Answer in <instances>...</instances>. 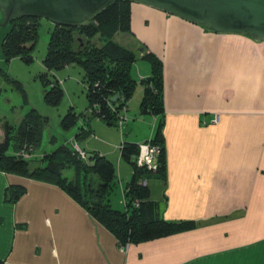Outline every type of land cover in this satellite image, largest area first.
<instances>
[{
    "label": "crops",
    "instance_id": "0c3cea01",
    "mask_svg": "<svg viewBox=\"0 0 264 264\" xmlns=\"http://www.w3.org/2000/svg\"><path fill=\"white\" fill-rule=\"evenodd\" d=\"M143 5L191 25L198 39L188 47L193 57L166 59L134 40L133 29L132 36L121 33L138 56L153 51L163 61L167 173L146 180L157 213L191 225L123 248L58 185L0 170L3 264H264V40ZM119 140L95 151L128 175ZM13 184L26 191L9 202L5 191Z\"/></svg>",
    "mask_w": 264,
    "mask_h": 264
},
{
    "label": "trees",
    "instance_id": "16d2710c",
    "mask_svg": "<svg viewBox=\"0 0 264 264\" xmlns=\"http://www.w3.org/2000/svg\"><path fill=\"white\" fill-rule=\"evenodd\" d=\"M131 2L116 0L84 25L56 23L43 58L49 70L60 69L70 63L80 64L85 72L90 110L109 124H117L121 108L124 105L129 107L128 100L135 94L139 83L143 85L141 109L158 117L154 135L148 141L158 144L161 150L158 166L151 170L137 164L135 156L139 153V143L125 140L120 145L121 155L133 166L132 178L123 189L125 209L116 208L111 202L110 196L117 184L118 172L116 164L105 154L85 150L87 156L82 157L75 150V142L72 146L66 142L44 152L39 161L32 164L31 152L26 156L22 151L26 147L33 148L39 142L41 125L49 121L36 109L26 113L18 125L5 120L2 124L3 138L0 139L1 171L58 185L109 229L121 244L155 239L174 233L182 226L191 225L190 221H174L159 215L158 203L151 199L150 185L141 183L143 179L146 180L142 178L146 172H156L161 177L167 173L164 66L162 59L153 51H144L138 56L134 48L116 39L118 33H132ZM40 18L21 16L9 21L1 42V52L7 62L18 54L26 61L32 60L30 49L34 47L38 36ZM138 58L148 59L151 63L149 74L140 80L132 74L133 64ZM0 70L6 71V66L0 63ZM42 74L44 76L47 72ZM51 82L52 90L46 93V100L57 104L62 88L58 81ZM121 90L122 97L116 102L112 101V96ZM77 118L76 112L70 108L62 119L63 127L74 126ZM83 131H86L85 128L77 135L83 134ZM11 145H14L12 152L9 151ZM69 168L73 169V176L66 174ZM25 191L22 185H9L5 198L9 202H16ZM136 199L139 200L138 205L134 203ZM0 264H3L1 259Z\"/></svg>",
    "mask_w": 264,
    "mask_h": 264
},
{
    "label": "rangeland",
    "instance_id": "374dc122",
    "mask_svg": "<svg viewBox=\"0 0 264 264\" xmlns=\"http://www.w3.org/2000/svg\"><path fill=\"white\" fill-rule=\"evenodd\" d=\"M143 4L146 3L131 2V25L134 40L140 41L144 46L146 44L147 48H152L153 51L160 53L166 59L184 60L193 57L194 55L188 52V47L192 41L198 39L192 34L191 25L178 22L176 24L173 21H167L164 17L159 18L157 13H152L142 7L145 6ZM3 20V12L0 8V63L6 66V71L0 70V135L4 132L2 124L5 120L18 125L31 109H36L41 115L47 116L49 121L41 125L39 142L33 148L26 147L25 149V152H31L30 159L33 165L39 161L44 152L51 151L66 142L71 146L75 142L84 150L95 151L102 149L101 147L105 144H111L117 139V136L120 138L118 143L129 140L131 137L143 139L139 142L145 143L147 139L152 137L158 117L152 112L141 109L142 96L140 98L138 95L141 92L139 88L128 100L130 106L126 110L127 119L121 125L108 124L107 121L98 115H94L90 110L84 81L85 72L80 64L70 63L55 70H49L45 67L43 58L48 51L51 32L55 27V22L52 19L40 18L38 36L34 47L30 49L32 60L26 61L18 54L8 62L1 52V42L7 32V26L2 25ZM116 39L132 47L130 42L123 41L124 38L121 33L116 34ZM135 51L138 52L139 49L135 48ZM150 70V61L145 58H138L133 64L132 74L134 78L139 80L142 75L147 76ZM44 72L47 74L43 76L42 73ZM50 80L58 81L62 88V95L57 104L46 100V93L52 90ZM142 86L139 83V87ZM134 96L135 99L132 103ZM70 108L76 112L77 122L70 128H64L62 119ZM83 128L86 131L77 135ZM118 148L120 150V147ZM9 151H14V145L10 146ZM123 162L131 174L127 175L129 172L125 169L124 172L122 170L123 175L120 176V162L114 160L118 176L117 184H115L110 196L113 206L120 209L126 207L122 183L127 184L133 173L132 164L126 159H123ZM66 174L73 176V169L69 168ZM153 175H157V173H145L148 180ZM94 180L97 183V175L94 176Z\"/></svg>",
    "mask_w": 264,
    "mask_h": 264
},
{
    "label": "water",
    "instance_id": "95a60500",
    "mask_svg": "<svg viewBox=\"0 0 264 264\" xmlns=\"http://www.w3.org/2000/svg\"><path fill=\"white\" fill-rule=\"evenodd\" d=\"M116 0H0L3 26L21 16L52 19L55 24L84 25ZM146 3L222 33L264 39V0H131ZM122 92L115 93L116 102Z\"/></svg>",
    "mask_w": 264,
    "mask_h": 264
},
{
    "label": "built area",
    "instance_id": "2783aa9c",
    "mask_svg": "<svg viewBox=\"0 0 264 264\" xmlns=\"http://www.w3.org/2000/svg\"><path fill=\"white\" fill-rule=\"evenodd\" d=\"M128 107L124 105L120 112L119 116L117 118V124L121 125L124 120L127 119L126 110ZM75 150L82 156L86 157L87 153L80 145H77V143L74 144ZM160 146L158 144L152 143L151 141H146L145 143L139 144V153L135 156V159L137 161V164L139 166H147L149 169H156L159 163V154H160ZM24 155L28 156L29 153L22 151ZM146 180L143 179L141 181L142 184H146ZM125 196V194H124ZM126 203V199H125ZM136 205L139 204V200L136 199L134 201ZM129 245V243L122 244L123 248H126Z\"/></svg>",
    "mask_w": 264,
    "mask_h": 264
}]
</instances>
